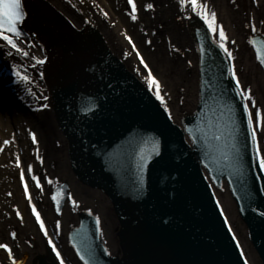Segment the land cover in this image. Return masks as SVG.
<instances>
[{"label": "water", "instance_id": "1", "mask_svg": "<svg viewBox=\"0 0 264 264\" xmlns=\"http://www.w3.org/2000/svg\"><path fill=\"white\" fill-rule=\"evenodd\" d=\"M26 8V30L53 29L64 22L78 34L39 1ZM241 30L248 46L255 32L264 35V0H258ZM87 32L98 36L111 55L100 32ZM190 33L200 60V93L197 112L183 121V132L105 52L103 70L100 61L92 66L90 57L81 58L65 44L68 30L52 40L38 30L42 42L35 33L28 37L49 59L41 80L48 91L44 79L52 74L51 93L73 172L84 186L110 200L121 226L122 258L117 260L101 243L96 219L81 215L79 228L69 236L80 264H244L210 188L222 192L224 185L264 264V176L247 107L229 59L202 26L194 25ZM260 48L264 53V43ZM5 76L0 65V87L7 91ZM66 193L55 194L57 209Z\"/></svg>", "mask_w": 264, "mask_h": 264}, {"label": "bare ground", "instance_id": "2", "mask_svg": "<svg viewBox=\"0 0 264 264\" xmlns=\"http://www.w3.org/2000/svg\"><path fill=\"white\" fill-rule=\"evenodd\" d=\"M37 1L71 24L78 34H83L90 28L100 32L114 59L145 86L147 83L152 84V80L146 78L142 72L137 56L144 54L145 60L148 61V54L142 48V43L145 41L151 42L155 45V49L161 51L162 43L157 41L162 38L164 34L162 30L166 28L163 22L167 25L169 21L173 24L170 35L173 34L171 44L175 49L164 45L165 51L175 53L173 50H177L182 54L185 64L181 63V71L184 75L193 77L194 74L195 76L198 74V58L188 35V28L192 19L203 22L204 20L195 14L191 0H187V7L184 6V0H164V4L157 0L160 4L154 6L156 10L153 9L155 0H132L135 10L131 11L128 17L117 10V3L120 4V0ZM251 1L234 0L241 7V15H245L244 18L254 13L255 5ZM198 3L202 5V14L206 18L215 17L214 27L217 32L214 36L215 40L218 41L217 39L221 37L219 30L222 28L227 37L224 42L226 44L228 42L240 51L241 81L245 85H251L253 96L260 100L262 108L260 111L264 113V81L241 30L244 19L232 13L225 0H198ZM165 5L167 8L164 10ZM211 7L215 9V13ZM143 28L149 31L148 35L140 34ZM16 43L21 51L16 52L5 46L6 49L0 50V59L6 61L5 55L11 56L7 64L9 67H17L19 78L24 77L30 80L26 77L29 74L21 70L24 69L25 64L37 75L31 85L23 80L26 94L21 96V110L16 109L17 106H15L18 114L15 113L14 108H9L14 106L11 97L4 96L0 91V264H13V261L15 264H37L47 260L49 253L54 255L57 264H60V260L67 264L66 255H69V252L66 247V238L77 226L78 216L82 212V203L75 194L79 196L82 191L78 190L68 160V146L59 132L53 104L41 80L49 59L35 48L28 37L22 41L16 40ZM131 49L135 50L136 58L131 56L125 60L124 52ZM246 50L249 53H244ZM37 61L41 63L38 64ZM235 69L237 72L236 66ZM197 76L196 79L193 77L196 84ZM238 79H240L239 76ZM18 87L19 90L23 89L22 85ZM195 88L196 102L198 90L197 86ZM14 131H16L15 134ZM261 134L260 136L264 138V132ZM33 136L36 138L35 142L32 139ZM32 143L34 147L31 146ZM67 183L70 185L71 194L70 202L65 210L69 212L56 217L51 198L55 190ZM91 195L96 198L98 208L104 211L106 217L112 218L109 202L100 194L92 193ZM220 203L224 212L228 214L229 205ZM36 214L43 221V230L37 221ZM4 231L6 238L3 236ZM114 236V228H111V239ZM5 247L11 251V254L5 251ZM56 252L60 253L59 259ZM110 252L112 255H118V243L116 244L115 241Z\"/></svg>", "mask_w": 264, "mask_h": 264}, {"label": "rangeland", "instance_id": "3", "mask_svg": "<svg viewBox=\"0 0 264 264\" xmlns=\"http://www.w3.org/2000/svg\"><path fill=\"white\" fill-rule=\"evenodd\" d=\"M163 1L164 0H162V1L160 0V3H163ZM225 1L228 3L232 13H235V14H237V16L238 15L241 16V19H244L242 21V23L253 16V13H252V14H249L248 17L244 18L245 15H241L242 11H241V7H239V4L237 5V3L234 2V0H225ZM119 2H120V4L117 3V5H118L117 10H119V12L122 15L128 17L129 12L133 11V7H132L133 1H132V3H130V0H120ZM154 2H152V3H154L153 9H155V7L159 6L158 4H160L157 2V0H155ZM251 2L256 7L258 0H252ZM255 7H254V10H255ZM166 8L167 7L165 5L164 10ZM211 9L215 13V9L213 7H211ZM213 12H212V14H213ZM148 13H149V11L147 12V14ZM163 23L165 24L166 28L162 30V32L164 31L162 38H160L157 41V42L162 43L161 51H158L157 49H155V47H154L155 45H153L151 42L145 41V43H142V48H143L144 52L148 54L147 55L148 61L145 60L144 54H141L142 56L140 54H138V56H139V61H140V65H141V70L144 73V75L146 76V78H150L152 81L155 80L158 84V88L156 86H153L150 83H147L146 86H145V84H143L144 87L154 97L155 100L160 101V102H158V104L160 103L159 104L160 107L169 116V118L174 123V125L179 128V127H181L182 121L185 118L193 116L195 113V110L197 108V100L195 102V99H194V90L196 92L195 86H197V90H198V82H197V84L194 83V79H196V76L198 74H196V76L194 74V76H195V77L193 76L194 79L191 75H187V76L184 75L181 71L182 70L181 63L185 64V59L182 56V54L180 52H177V50H173L175 53H167L165 51L164 45L168 48L170 46L171 47L173 46L171 44L173 34L170 35V31H171V28L173 27V24L170 23L169 21H167V25L165 22H163ZM146 32H147V34H146ZM142 33L145 35H148L149 31H147L146 28H143V29H141L140 34L143 35ZM225 36H226V32H225ZM175 39H177L176 36H175ZM217 40L218 41H216V42L218 43L219 46L223 43L224 47L227 48L228 55L232 59L234 66H236L237 78H238V76L240 77V79H239L240 87L244 90L245 96L249 90L252 93L253 100L255 101V106H253L251 102L247 101V103H248L250 111L253 113V124L255 125L256 136H257V140H258L259 147H260V155H264V138L260 136L262 131L260 130V127H259V114L261 113L260 110H262V108L260 107L261 106L260 100L257 99L256 96L255 97L253 96V91H252L251 85H245L241 81L242 70H241V62L239 59V52L240 51L239 50L237 51L232 45H229L228 42L226 44L225 43L226 41L224 42V40H222L221 37L218 38ZM172 43H173V41H172ZM172 49H175V48L172 47ZM248 50H246L244 53H246V52L249 53ZM123 56H124L125 60L129 59L131 56H134V58H136L135 50L131 49L129 51H125ZM153 59H155V60H153ZM160 61L162 64L160 63ZM24 66H25L24 69L26 70L25 73L29 74V75H26V77L30 79L29 81H31V83L29 85H31L32 82L36 80L37 74L35 72H33V70L32 71L30 70L31 67H28L26 64ZM197 79H198V76H197ZM21 84H22L24 90L20 87L21 88L20 91H21V95L24 96L26 94L24 82ZM197 94H198V91L196 93V96H197ZM158 96H159V99H157ZM162 99L164 100L163 103H161ZM14 111L16 114H18L16 109H14ZM14 128H15V125H14ZM15 132L16 131H14V134H15ZM66 144H67V142H66ZM67 146H68V144H67ZM76 184L78 186V190L82 191V192H80L79 196L75 194V196L82 203V205H81L82 212L91 213V215H94L95 217L98 218V220L102 224L101 225V227H102V238H103L104 244L106 245L108 251L110 252L111 248H113L114 241L116 242V244L118 243L117 234L119 231V228L117 229L118 224H117V221H116L115 216L113 214L112 207H111V211H110V213H111L110 215L112 216V218L106 217L104 211L102 212L100 210V208H98L96 198L91 195L92 193H95V192L87 190L85 188H82L77 179H76ZM66 186L68 188H70L69 183H67ZM90 192H92V193L89 194ZM218 196H219L218 202H219L221 208H222V205L220 202L224 203L226 206L229 205L230 209L229 208L227 209L228 214L226 212H224L223 208H222V210H223V212H224V214L228 220V223L230 224V227L233 230L234 235L236 236V238L238 240L239 246H240V248H241V250H242V252L246 258L247 263L248 264H260L259 260L255 256L251 246L249 245L246 230L236 215L234 205L232 204L229 195L225 191V193L223 192V195L219 194ZM64 212H69V211L64 210ZM64 212H62V214ZM56 217H57V215H56ZM111 228L112 229L114 228V234H115L114 238H112V239L110 237ZM3 236H4V238H6V236H7L5 231L3 232ZM66 247H67V251L69 252V255H66V261H67L66 263L67 264H76V262H75L76 260L73 256V253L67 246V241H66Z\"/></svg>", "mask_w": 264, "mask_h": 264}, {"label": "snow or ice", "instance_id": "4", "mask_svg": "<svg viewBox=\"0 0 264 264\" xmlns=\"http://www.w3.org/2000/svg\"><path fill=\"white\" fill-rule=\"evenodd\" d=\"M194 9L195 14L200 17V19L204 20L205 24H207L209 30L212 31V35L216 36L217 32L214 27V21L215 17H209L206 18L203 13V7L201 4L198 3V0H191ZM130 3H132V0H130ZM184 6L187 7V0H184ZM133 10H135V4H132ZM151 11V9H149ZM27 19V16L25 14L24 10V0H0V41H4L9 48L13 49L16 52H20V48L17 46V43L14 39L11 37H17L19 38L21 33L19 32V26L24 23V21ZM220 36L221 39L226 41L227 37L224 35L223 29L220 30ZM131 43V41H129ZM255 47V44L252 45ZM221 48L224 49L225 53L228 54L227 48L224 47V44L222 43L220 45ZM23 54V53H21ZM258 55V61L259 63L264 66V53L257 50ZM37 63H41L40 61H37ZM43 63H47V61H43ZM19 76V73H17ZM232 77L236 80V85L239 90V94L241 96H245L244 90L240 87V81L237 78V73L235 66L233 65L232 68ZM22 80H24L27 83H31V81H28L26 78L21 77ZM152 85L156 86L158 88V84L155 80L152 81ZM159 99V96L157 97ZM246 101L251 102L253 106H255V101L253 100L252 93L249 90L245 96ZM163 103V101H161ZM248 115V125L249 128L252 130L253 138L256 139V130L255 125L253 124V113L250 110H247ZM259 127L262 132H264V113L259 114ZM33 141L35 142V136L32 137ZM256 154L258 157V161L260 164L261 169H264V155H260V149H259V143H257L256 146ZM158 154V153H157ZM207 167V165H205ZM55 199V198H54ZM75 206V205H74ZM35 213V209L33 210ZM37 215V221L40 223V227L43 230L44 224L43 221L40 220V217ZM91 215V213H89ZM97 226H99L100 221L97 219L96 221ZM59 227V226H57ZM47 234V233H45ZM15 239V236L13 237ZM51 244V241H49ZM5 251H8L9 254H11V251L5 247ZM53 251H55V247L53 246ZM57 259L60 258V253L56 252ZM82 260H84V257H80ZM13 264H15V261H13ZM60 264H64L63 260H60ZM85 264H88V261L85 260Z\"/></svg>", "mask_w": 264, "mask_h": 264}]
</instances>
